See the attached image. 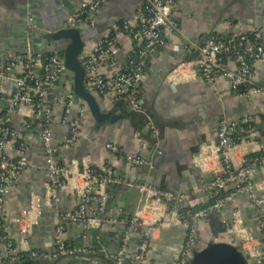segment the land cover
<instances>
[{"label": "crops", "instance_id": "obj_1", "mask_svg": "<svg viewBox=\"0 0 264 264\" xmlns=\"http://www.w3.org/2000/svg\"><path fill=\"white\" fill-rule=\"evenodd\" d=\"M175 1L178 6L173 15L175 26L168 33L166 46L150 59L138 89L141 113L132 111L125 103L116 106L117 103L97 99L100 109L111 113L117 120L105 124L102 119L89 113L77 141L65 148L68 128L61 124L62 107L54 104L52 144H58L53 147L54 158L71 174L65 186L58 190L57 202L53 206L48 202L50 179L45 169L39 121L32 119L24 108H10L6 95L13 88V77L10 76L4 83L0 115L16 131H25L28 143L30 167L20 175L13 192L3 202L4 227L15 233L23 251L49 254L55 251L54 236L59 215L76 207L77 191L82 187L80 174L86 167L97 172L109 170L117 180L130 184L147 185L149 182L148 185L154 188L181 195L191 194V201L181 209L195 210L211 203L206 188L214 174L222 172L224 163L237 171L264 150V66L253 70L254 84L263 91L262 94L254 93L251 89L233 90L223 81L216 86L209 85L201 80L198 71L191 72L185 66L179 67L192 60L191 57L195 58L198 48L213 34L256 29L264 39V0ZM79 2L34 0L29 9L26 0H0V55L20 56L13 47L18 34L16 28L29 11L34 12L42 24L55 25L60 19H65L66 24ZM142 3L143 0H106L94 15V29L101 30L100 38L114 25L132 17ZM96 41L99 40L86 43L82 53L90 52ZM182 41L183 46L180 45ZM115 48L113 65L106 67V71H113L133 57L136 45L128 36L120 34L116 38ZM68 83L73 86L68 81L64 85L57 83L55 94H60ZM81 104L83 102L79 101ZM75 116L76 110L71 120ZM224 118L239 124L225 156L216 149L218 124ZM243 119H251L250 127L240 123ZM135 133L146 143L145 163L136 168L105 148L106 144L111 143L118 146L122 154L128 153L133 149ZM113 185L117 187L112 189ZM253 185L254 191L264 196V166L256 169ZM125 189L127 187L121 183L107 186L108 198L111 195V200L115 202ZM43 198L46 210L42 214L39 203ZM115 204H109L87 229L75 224H62L66 243L75 249L94 245L120 249L122 242L117 238L123 226L111 221L131 217L126 211L116 208ZM181 209L174 213L170 207L149 201L134 214L154 230L150 262L141 264H175L186 234L179 216ZM224 221L227 226H224ZM233 221H237V224L233 225ZM258 222H264V205L254 207L245 196L237 195L221 210L212 212L205 220L198 222L195 250H201L211 242H222L239 244L244 253L246 246L242 243L248 237L251 240L249 246H254L259 255L264 254ZM89 230H92V234H89ZM135 244L128 242L127 249ZM248 258L252 260L253 256L248 255ZM35 262L45 264L48 261L28 259L15 264Z\"/></svg>", "mask_w": 264, "mask_h": 264}, {"label": "built area", "instance_id": "obj_2", "mask_svg": "<svg viewBox=\"0 0 264 264\" xmlns=\"http://www.w3.org/2000/svg\"><path fill=\"white\" fill-rule=\"evenodd\" d=\"M105 2L106 0H80L77 9L67 18L65 25L76 30L94 29L96 26L94 15ZM177 8L175 0H143L132 17L114 25L101 40L94 43L90 52H81L79 62L84 70L83 86L88 93L103 102L125 103L132 111L141 113L139 86L152 56L167 44L168 33L175 26L173 15ZM120 34L128 36L136 45L134 56L113 71H106V67L113 65L116 38ZM181 66L189 68L191 72L198 71L201 80L206 84L216 86L218 82L223 81L233 90L241 87L243 90L251 89L254 93L262 94L263 91L254 84L253 70L264 66V39L261 32L256 29L233 34H213L198 48L195 58L179 67ZM64 72V63L56 52L48 55L27 53L22 58L18 56L0 58V102L3 100V85L12 76L13 88L6 95L10 108H24L32 119L39 121L45 169L50 179L47 189L48 202L51 206L56 204L57 192L65 186L71 174L68 168L59 165L54 158L53 106L58 104L62 107L61 124L68 128L65 148L71 147L77 141L80 128L89 114L88 107L83 103L78 105L76 116L71 120L74 112V91L70 83L60 94H55L59 78ZM250 121L251 119H243L240 123L250 127ZM238 125L225 118L219 122L216 149L221 155L227 154L229 141H232ZM133 139V149L125 154L111 143L106 144L105 148L121 156L129 166L136 168L145 163L146 143L138 133L134 134ZM260 166H264V150L250 158L237 171H233L224 163L222 172L214 174L206 188L211 203L197 210L181 209L191 201V194L181 195L146 184H130L117 180L109 170L95 172L86 167L80 174L82 187L77 191L76 207L59 215V224L54 236L55 251L51 254L23 251L15 233L4 227L3 202L13 192L20 175L30 167L28 143L25 131H16L0 115V264H15L27 259L54 262L61 257L80 256L84 259L93 256L89 260L96 264L100 259L94 257L95 253H99L102 259L110 264L150 262L154 230L138 216L111 221L121 224L124 232L120 249L115 254L106 252L102 246L97 251L91 248L75 249L64 239L62 224H75L87 229L93 219L99 218L105 212L108 199L106 188L114 183L136 188L146 201L170 207L174 213L181 209L179 216L186 228V234L175 264H186L195 250L198 222L205 220L212 212L221 210L237 195L245 196L254 207L264 205V196H259L253 185L254 173ZM220 191L228 193L220 196ZM223 224L227 226L225 221ZM235 224L237 221H233V225ZM138 227H143V231L133 251L128 253L129 238ZM257 228L263 236L264 243V222H258ZM249 242L251 240L248 237L243 239L242 244L246 246L244 253L253 256L252 260L256 261V264H264V254L259 255L254 246H249Z\"/></svg>", "mask_w": 264, "mask_h": 264}, {"label": "water", "instance_id": "obj_3", "mask_svg": "<svg viewBox=\"0 0 264 264\" xmlns=\"http://www.w3.org/2000/svg\"><path fill=\"white\" fill-rule=\"evenodd\" d=\"M34 0H26V5L29 9L32 8ZM22 23L17 26L18 34L14 39V49L18 54L19 58H22L25 54L31 55H46L58 52L61 54L62 61L65 66L64 74L59 78L58 83L64 85L65 82L73 83L74 91V110L78 109L79 101H82L88 107L89 113L95 118L102 119L103 123H110L116 121V117H112L111 113H105L100 109L96 98L91 96L83 86L84 70L79 62V56L86 43L97 39L100 40L99 28L76 30L70 29L65 25V19H60L55 25L42 24L38 18H36L34 12L29 11L27 15L22 19ZM205 43V42H204ZM181 46L184 45L182 41ZM1 54V52H0ZM3 59L8 56H2ZM242 88L238 87L237 91H241ZM122 102L116 104V106H122ZM242 136V134H240ZM233 142L229 141V145ZM52 144V146H56ZM144 166L143 168H146ZM146 170V169H145ZM149 184V182H148ZM147 184V185H148ZM117 185H113L112 189H115ZM111 197V195H110ZM108 198L106 201V207L109 204H115L116 208L127 212L129 217L134 216L137 211L143 209L144 205L149 201L138 192L136 188H127L123 191L118 200H111ZM130 197V200H127ZM45 200L39 203V211L43 214L45 212ZM143 231V227L136 228L130 238L129 242L135 244L138 241V237ZM92 234V230L88 231ZM124 232H118L117 240L122 241ZM105 246L106 252L117 253L119 249L112 250ZM134 246H130L127 249L128 253H131ZM112 250V251H110ZM93 256H89L88 259L80 257H61L56 261L45 264H93L89 259ZM105 260L100 259L96 264H105ZM186 264H256V261L249 260L248 254L243 253L239 244H229L222 242H211L208 243L201 250H194L192 256L187 260Z\"/></svg>", "mask_w": 264, "mask_h": 264}, {"label": "trees", "instance_id": "obj_4", "mask_svg": "<svg viewBox=\"0 0 264 264\" xmlns=\"http://www.w3.org/2000/svg\"><path fill=\"white\" fill-rule=\"evenodd\" d=\"M59 55L61 56V54L59 53ZM191 58H194V56L193 57H191ZM73 120V119H72ZM235 135V134H234ZM95 172H97L96 170H94ZM230 191V190H229ZM228 192H222V191H220V196H225L226 194H227ZM197 209H199V208H197ZM197 209H195V210H197ZM92 250H98L99 249V246L98 245H94V246H92V247H90ZM94 257L95 258H98V259H102V257L100 256V254L99 253H95L94 254ZM28 260V259H27ZM32 260V259H31ZM20 263H22V262H20ZM37 262H35V264H36Z\"/></svg>", "mask_w": 264, "mask_h": 264}]
</instances>
